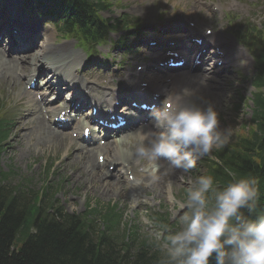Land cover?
I'll list each match as a JSON object with an SVG mask.
<instances>
[{"label":"clouds","instance_id":"1","mask_svg":"<svg viewBox=\"0 0 264 264\" xmlns=\"http://www.w3.org/2000/svg\"><path fill=\"white\" fill-rule=\"evenodd\" d=\"M211 79L209 64L190 85L170 89L153 110L150 124L131 131L132 143L118 150L145 163L153 181L159 179L157 173L172 175L177 170L184 174L182 180L187 178L185 198L170 197V218L187 209L179 216L177 229L169 232L161 224L162 230L153 233L160 264H264V214L257 213L259 178L229 173L231 179L221 186L213 175H191L198 160L214 158L212 153L223 149L233 135L231 127H221L215 103L201 91ZM143 221L152 223L147 217Z\"/></svg>","mask_w":264,"mask_h":264},{"label":"trees","instance_id":"2","mask_svg":"<svg viewBox=\"0 0 264 264\" xmlns=\"http://www.w3.org/2000/svg\"><path fill=\"white\" fill-rule=\"evenodd\" d=\"M256 77L257 86L264 84V50ZM253 102L250 124L213 152L205 174L221 186L231 179L229 173L258 177L257 213L264 214V94H255ZM7 174L0 171V264H160L153 238L140 236L135 226L122 228L113 205L96 203L82 214L69 213L52 199L50 186L40 194L26 191L24 183H4ZM154 220L166 224L169 232L177 229L178 223L169 224L164 215Z\"/></svg>","mask_w":264,"mask_h":264},{"label":"rangeland","instance_id":"3","mask_svg":"<svg viewBox=\"0 0 264 264\" xmlns=\"http://www.w3.org/2000/svg\"><path fill=\"white\" fill-rule=\"evenodd\" d=\"M147 4L149 3H145V6ZM240 6L242 7L243 5ZM121 12L122 10L115 5L104 11L103 15L114 18L118 17ZM200 14L208 18L207 22L209 23H212L213 18H215L209 17L207 11H202ZM222 21L224 22L223 19ZM213 25L216 28L218 27L215 21ZM213 25L211 26L214 30L220 31ZM62 42V40H58V43ZM240 70L242 74L248 75L247 70L244 68ZM208 84L210 86L209 82ZM237 85L238 84L233 82L229 85H221V87L215 90H211L210 88L201 90L204 97L215 103L217 111L219 112L220 125L222 128L231 127L233 130L234 127L238 124L240 125V123H243L245 119L248 118L247 108H240V112H238L239 115L234 116L230 108L232 106L231 102H235L237 98V96L234 95V88L237 87ZM243 88L246 94L242 92V95L244 97L249 96L247 95L250 91L249 85L245 83ZM170 89H172V86ZM170 89H168V91ZM8 92L14 91L12 88L8 91L4 89L3 94L7 99L9 96ZM10 99H14L12 105H16L17 103H23V101L27 100V96L24 94H17L16 98L12 97ZM24 127H26V125H20L21 130ZM21 133L24 134V139H21L17 143V146L11 145V137L5 144L0 157L1 166L4 169H8L9 165H12L15 174L14 181H17L21 176L24 177L29 181V185L27 186L29 189H41L46 183L52 185L51 187L56 189L54 197L58 199L69 212H81L84 210L87 203L95 204L97 202L104 205L110 203L111 205L113 204V206L115 205L117 210L122 213L126 219H138L141 233L153 236V233L160 231V229L158 230V228L151 223H144L143 218L147 217L146 211L149 208H153L152 212L161 211L162 213H167L170 222L178 220L179 216L187 211V209L177 210L176 218H170L169 208L173 206L170 201L171 195L175 200H182L185 198L186 193L184 194V192L188 187L187 178L181 179V176L184 174L180 170H177L172 175H161L157 173L159 179L153 181L148 172L141 171L144 166L147 167L145 163H137L133 158H129L123 151H120V154L114 152L112 156L111 149H109L106 151L103 150L104 153L102 152L103 155L106 152V156H108L109 159L113 158L114 160H118L120 158L130 162V165L132 164L131 162H133V168L130 169L135 175V181L133 183L127 182L125 180V175L122 176L118 173H110V175L102 177L103 174L98 175V171H92L85 159L79 158L73 154L72 147H75V145L80 146L75 140L65 138L62 140V143L57 144L54 140L49 139V136L53 134L48 132H43V135L36 133L27 135L24 132ZM125 148L128 147L126 146ZM95 157L96 154L94 155V160ZM47 167L49 168L50 174H48ZM197 168L198 173H194V171L191 173L193 178H195L196 174L201 173L199 164H197ZM106 170V167L102 168V172L105 171L106 173ZM169 183H171V188H169ZM131 189L134 193L133 196L130 194ZM134 195L136 197H134ZM147 219L151 221L150 217Z\"/></svg>","mask_w":264,"mask_h":264},{"label":"bare ground","instance_id":"4","mask_svg":"<svg viewBox=\"0 0 264 264\" xmlns=\"http://www.w3.org/2000/svg\"><path fill=\"white\" fill-rule=\"evenodd\" d=\"M212 38H215V36H213ZM222 38L223 37L220 35L218 39L216 38V39L212 40L210 37H208L207 40L208 41H211V42H214V41H222ZM226 51H228V49ZM239 53H240L239 52V49L238 48H234V50H233V56H232L233 59L234 58H240L239 57ZM7 59L9 60L8 63H7V65L14 64L15 63L14 60H16V59H14L12 57H7ZM11 67H13V66H11ZM177 85H178V83H177ZM94 97L97 98L98 95L94 93ZM32 120L33 119H28V122H31ZM47 125L48 124L45 123L40 117H37L36 120H35V122H34V125L32 127L34 129L32 132L33 133H36V134H43V132L51 133V131L49 130V127ZM52 136L53 135L49 136V139L54 140L55 143H57V144L62 143L63 137L58 138L57 136H53V137ZM14 138H18V136L15 135ZM121 139H123L124 141L127 139V141L124 142L125 144L128 142V138H126V137H119L117 140H113V142L110 143L111 145L113 144V147L110 148V149L111 150H114V151L115 150L118 151L117 148L118 147L121 148L120 146L123 145V144L119 143L121 141ZM96 147L97 146H92V148H90V149H81L80 151L77 152V154L80 157H84L85 158L87 165L89 167H91V169H92L93 172L94 171H98L97 172L98 175L99 174H103L102 177L103 176H107L108 175V172H106V173H105V171L102 172V168L105 167L106 164L104 163L103 165H99L97 161H93V159H92V156H91L92 153H96L97 152ZM119 160H121V159H119ZM123 163L130 164V162H128L126 160H123ZM114 180H115V176H114Z\"/></svg>","mask_w":264,"mask_h":264}]
</instances>
